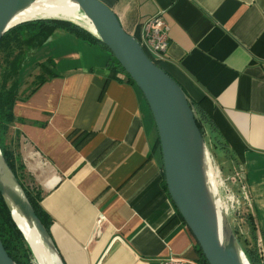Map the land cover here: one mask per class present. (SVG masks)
Masks as SVG:
<instances>
[{"label": "crops", "instance_id": "crops-1", "mask_svg": "<svg viewBox=\"0 0 264 264\" xmlns=\"http://www.w3.org/2000/svg\"><path fill=\"white\" fill-rule=\"evenodd\" d=\"M98 1L138 41L143 22L164 13L160 68L189 101L218 112L255 227L249 244L264 264V0ZM100 48L56 31L35 55L52 75L13 107L55 251L62 264H200L166 191L147 103L125 75L110 73Z\"/></svg>", "mask_w": 264, "mask_h": 264}, {"label": "water", "instance_id": "water-1", "mask_svg": "<svg viewBox=\"0 0 264 264\" xmlns=\"http://www.w3.org/2000/svg\"><path fill=\"white\" fill-rule=\"evenodd\" d=\"M31 1L0 0V40L9 30L8 24L13 15ZM72 1L91 22L97 35L95 38L107 49L147 103L159 140L167 194L199 246L206 263L242 264L241 254L246 258L229 225L226 237L220 238L216 235L212 201L203 170L205 143L197 127L191 102L181 87L162 68L149 60L139 42L123 30L108 7L98 0ZM47 20L68 22L59 19ZM2 162L12 176L13 183L0 171V196L12 203L24 221L35 228L42 241L58 256L48 232L3 159ZM8 210L26 246L31 249L23 229L13 217L11 209ZM58 259L62 264L59 256ZM0 264H15L1 241Z\"/></svg>", "mask_w": 264, "mask_h": 264}, {"label": "rangeland", "instance_id": "rangeland-1", "mask_svg": "<svg viewBox=\"0 0 264 264\" xmlns=\"http://www.w3.org/2000/svg\"><path fill=\"white\" fill-rule=\"evenodd\" d=\"M47 19L50 18H38L32 21ZM27 24L29 23L24 22L9 29L3 35L0 43V108H2L6 98L16 103L20 97L26 94L30 87L35 86L41 78L47 76L42 70L44 64L38 62L35 56L39 48L43 45L39 43V36H34V32L38 27L28 26ZM56 31L58 30H55L54 33ZM100 49L104 53H107V55L110 54L106 49L102 47ZM0 112V155L4 160L3 150L7 153H12L18 165L23 168L20 171L21 177L23 176V184L27 185L33 192L39 193L38 179L27 171L23 162L21 151H25V148L21 145L20 139L13 129V121L8 120L4 117V113L2 111ZM215 140L210 130L208 128L205 129L204 143L209 151L215 173L219 203L223 211L226 212V219L230 229L232 232L234 231L236 241L239 239L242 247L247 245L248 248H251L254 244H249L251 234H249L246 225V217L248 214H251L246 200L241 196L239 187L233 181V163H230L229 153L227 150L222 149ZM15 211H13V215L20 226H22L21 228L24 227L25 233L28 227L22 221L19 213ZM242 252L244 254L243 250ZM19 261L22 264H35L30 251L28 255L22 252L19 256Z\"/></svg>", "mask_w": 264, "mask_h": 264}, {"label": "trees", "instance_id": "trees-1", "mask_svg": "<svg viewBox=\"0 0 264 264\" xmlns=\"http://www.w3.org/2000/svg\"><path fill=\"white\" fill-rule=\"evenodd\" d=\"M28 26H37L38 28L34 32V36L38 37L40 39V44H44L46 41L49 40V38L53 35L55 30H68L71 32L77 33L79 36H81L83 39H85L88 42L97 43L102 48L106 49L102 43L96 39L94 36H92L87 31L83 30L82 28L74 25L73 23L63 22V21H55V20H38V21H30L27 22ZM135 38V37H134ZM3 37L0 40V43L2 41ZM136 39V38H135ZM138 41V39H136ZM107 50V49H106ZM145 55L149 58V60L155 64L156 66H159V63L155 61L150 54H148L144 50ZM111 61L109 62V71L113 74H123L126 77V81L130 84L134 83L129 79V77L123 72V70L120 68L119 64L115 61V59L110 55ZM42 67V66H41ZM42 70L45 72V75L48 77L52 75L46 69L45 66L42 67ZM41 78L39 82L35 84V87L41 85L45 82L46 77ZM187 97V96H186ZM188 99V98H187ZM189 100V99H188ZM191 102V101H190ZM15 102L9 101L8 98H6L5 103L2 105V108H0V111L4 113V117H6L11 122H14V115H13V107ZM194 112H195V119L197 127L199 128L201 135L204 139L205 136V129H209L210 132L214 135V138L216 139V143L222 148L228 151L229 153V147L227 145V142L225 140L224 130L221 128L219 124V114L218 112L212 108L211 106H205L203 102L200 103H194L191 102ZM1 113V112H0ZM1 115V114H0ZM156 144L159 145L158 136L156 139ZM236 155V152H234ZM232 154V153H231ZM233 155V154H232ZM230 155V158H232V162L237 165L235 162V158L233 159V156ZM3 156L4 160L6 162L7 167L9 168L10 172L12 173L13 177L15 178L16 182L19 184L20 188L22 189L27 201L33 208L36 216L46 229V231L49 233V225L50 221L48 216L45 214V212L41 209L40 201H41V193H35L30 189L27 185L23 184L22 177L20 175V171L23 169L22 166L18 165L17 161L14 159L12 153H7L3 150ZM238 158H240V155H237ZM162 170V177L164 179L163 174V168ZM165 183V181H164ZM178 214V212H177ZM180 217V215L178 214ZM182 220V218L180 217ZM183 221V220H182ZM246 225L249 231V234H251V240L253 239V234L255 232V227L253 224V219L251 215H247L246 217ZM236 233V232H235ZM234 234V231H233ZM238 239V238H237ZM0 241L7 252L8 256L13 260L15 264H22L19 261V256L23 252L24 254L28 255V247L26 246L20 232L18 231L17 227L13 223L11 219L10 212L5 205L3 198L0 196ZM238 244L240 245V240L238 239ZM242 250L244 251L245 257L247 258L248 262L250 264H261L260 259L258 258V255L256 253V250L254 247L248 248V246L240 245ZM195 249L198 255V261L200 264H207L199 246L197 243L195 244Z\"/></svg>", "mask_w": 264, "mask_h": 264}, {"label": "bare ground", "instance_id": "bare-ground-1", "mask_svg": "<svg viewBox=\"0 0 264 264\" xmlns=\"http://www.w3.org/2000/svg\"><path fill=\"white\" fill-rule=\"evenodd\" d=\"M38 18H50V19H59V20L63 19L64 21H68L70 23L73 22V24L89 32L94 37L97 36L91 22L84 16L82 11L72 0H32L31 3H29L24 8L20 9L13 15L12 19L8 24V29H11L21 23L30 22ZM203 170H204L207 191L212 201V210H213L212 215H213V222L217 230L216 235L217 237L224 238L226 237V233H227L226 229L228 228L227 225L229 224L225 216L226 212L223 211L221 204L219 203L215 173L211 163L209 151L207 150L206 146L203 155ZM0 171H3L9 182L13 183L12 176L5 168V165L3 164L1 157H0ZM3 201L5 205L9 209H11L12 213L14 210H16L12 205V203L7 198L3 199ZM15 212L19 213L17 211ZM13 217L15 218L14 215ZM20 217L24 222V224L27 225L28 227L25 232V235L28 244L31 247V249L28 248V250L30 251L33 257L34 263L60 264L56 253L53 250L49 249L48 246L42 241L35 228L32 225L27 224L21 215ZM225 220L227 221V223ZM241 261L242 264H248L247 260L243 258L242 254H241Z\"/></svg>", "mask_w": 264, "mask_h": 264}, {"label": "built area", "instance_id": "built-area-1", "mask_svg": "<svg viewBox=\"0 0 264 264\" xmlns=\"http://www.w3.org/2000/svg\"><path fill=\"white\" fill-rule=\"evenodd\" d=\"M163 12L158 13L145 20L142 24L141 37L138 41L143 51L145 50L159 64L163 60L164 54L168 49L169 28L163 18ZM258 257L263 264L261 252H258ZM182 261L175 257L162 260L160 264H181Z\"/></svg>", "mask_w": 264, "mask_h": 264}]
</instances>
